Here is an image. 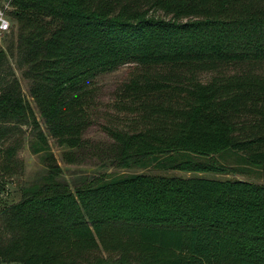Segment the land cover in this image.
<instances>
[{
	"label": "trees",
	"instance_id": "1",
	"mask_svg": "<svg viewBox=\"0 0 264 264\" xmlns=\"http://www.w3.org/2000/svg\"><path fill=\"white\" fill-rule=\"evenodd\" d=\"M0 1V191L23 125L45 170L0 207L1 263L264 264V182L202 175L264 179V0ZM127 64L114 170L71 186L48 137L74 163L97 77ZM152 167L192 175L116 170Z\"/></svg>",
	"mask_w": 264,
	"mask_h": 264
},
{
	"label": "rangeland",
	"instance_id": "2",
	"mask_svg": "<svg viewBox=\"0 0 264 264\" xmlns=\"http://www.w3.org/2000/svg\"><path fill=\"white\" fill-rule=\"evenodd\" d=\"M0 8L2 9L4 16L9 22L10 28L14 25L13 20L6 13V11L10 8L9 4L6 1H0ZM1 44L5 45V39L2 37L0 39ZM12 65L15 71V74L19 77L22 89L26 97L28 96L27 90V82L22 79L20 75V70L16 68L15 63L12 60ZM132 65H122L118 67L116 70L101 74L97 77V98L96 103L92 108V119L93 123L86 129L83 139L84 143L82 148L79 150H74L75 162L68 163L66 162L61 153L65 148H61L57 146L53 139L48 137L49 143L51 145V150L56 156V159L59 165L62 168L61 180L65 181L69 185L73 186L76 183H79L81 180L95 175L104 171L112 170L113 167L110 166V162L103 161L105 157L104 154L108 152V144L111 142L109 135L107 134L106 127L112 124H115L117 121L116 116L120 114L114 105L115 92L118 86L127 79L128 73L131 70ZM209 74H203L201 79L207 80ZM31 105L36 112V116L40 121V124L43 125L42 119L40 118L37 109L33 102L30 100ZM45 131V130H44ZM32 130L30 126L23 125L21 127L20 133L15 134V137L23 140L22 146L19 148L17 152V157L22 160V166L18 169L17 174L11 176L7 184H5L4 191H0V207L3 204H8L11 202H15L20 198V187L35 180L37 177L44 173L43 165L40 163L39 156L37 154H33L28 145L29 139H33ZM114 170V169H113ZM121 172H146V173H168L175 175L188 176L192 175V173L182 172V171H160L155 168H147V169H116ZM204 176L208 177H237V178H248L252 181H260L264 182L263 178H256V176H240V175H219L214 173H202ZM3 178L0 176V180ZM0 264H7L1 263ZM15 264V263H11Z\"/></svg>",
	"mask_w": 264,
	"mask_h": 264
},
{
	"label": "built area",
	"instance_id": "3",
	"mask_svg": "<svg viewBox=\"0 0 264 264\" xmlns=\"http://www.w3.org/2000/svg\"><path fill=\"white\" fill-rule=\"evenodd\" d=\"M10 29V25L2 9L0 8V39L7 33Z\"/></svg>",
	"mask_w": 264,
	"mask_h": 264
}]
</instances>
